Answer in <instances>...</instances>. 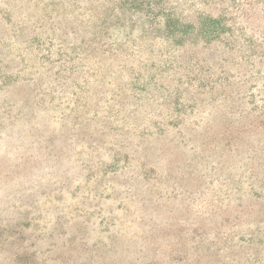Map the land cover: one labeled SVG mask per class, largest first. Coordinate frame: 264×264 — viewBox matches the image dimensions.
I'll use <instances>...</instances> for the list:
<instances>
[{
    "label": "rangeland",
    "instance_id": "374dc122",
    "mask_svg": "<svg viewBox=\"0 0 264 264\" xmlns=\"http://www.w3.org/2000/svg\"><path fill=\"white\" fill-rule=\"evenodd\" d=\"M0 264H264V0H0Z\"/></svg>",
    "mask_w": 264,
    "mask_h": 264
}]
</instances>
